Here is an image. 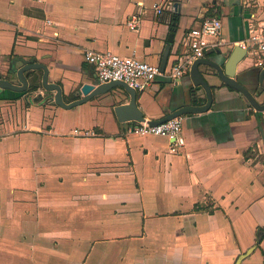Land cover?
I'll return each instance as SVG.
<instances>
[{
  "label": "crops",
  "instance_id": "1",
  "mask_svg": "<svg viewBox=\"0 0 264 264\" xmlns=\"http://www.w3.org/2000/svg\"><path fill=\"white\" fill-rule=\"evenodd\" d=\"M214 17L222 45L204 60L224 70L264 23V0H0V75L42 64L71 105L99 84L87 52L161 67L170 46L168 75L188 57L186 34ZM256 62L247 53L235 80L264 106ZM199 70L214 101L182 116L178 154L167 138L126 132L122 88L70 109L45 99L42 71L28 92L0 89V264H264V111L217 70ZM190 73L137 92L145 121L208 104Z\"/></svg>",
  "mask_w": 264,
  "mask_h": 264
},
{
  "label": "built area",
  "instance_id": "2",
  "mask_svg": "<svg viewBox=\"0 0 264 264\" xmlns=\"http://www.w3.org/2000/svg\"><path fill=\"white\" fill-rule=\"evenodd\" d=\"M153 11L159 17L163 14L164 7L155 5ZM141 24V16L134 15L127 25L130 30L137 32ZM221 32L222 22L216 17L205 19L200 26L191 29L186 34L183 44L188 51V57L184 61L175 63L168 75L159 66L140 61L135 57H121L112 52L89 51L85 54V58L86 62L96 70L100 85L120 82L140 92L160 77L167 76L175 84L182 81L195 62L205 59L208 53L221 47L222 42L217 40ZM241 47L256 59L257 66L264 67V23L250 28L248 38ZM126 132L139 136L167 138L170 141L171 154H178L185 145L182 117L158 125L150 121L128 122Z\"/></svg>",
  "mask_w": 264,
  "mask_h": 264
},
{
  "label": "water",
  "instance_id": "3",
  "mask_svg": "<svg viewBox=\"0 0 264 264\" xmlns=\"http://www.w3.org/2000/svg\"><path fill=\"white\" fill-rule=\"evenodd\" d=\"M172 40H173V36L170 37V41ZM170 51H171V47L169 46L166 49L165 56H164V59L161 65V69L163 72H165L166 65L168 63ZM246 55H247V51L243 49L241 46H237L234 49L232 55L229 57L227 63L225 64L224 70H222L218 65L210 63L204 59L195 62L191 69L190 76L196 86H202L206 90L207 96H208V104L205 107H199V108L189 107V108L179 110L178 112L173 113L171 116L163 120L152 122V123L158 125L166 121H169L171 119H174L176 117H182L183 115H186L188 113H203V112L208 111L211 108V106L213 105V101H214L212 88L210 87L208 82L205 80L203 74L199 70L200 67L205 64L217 70L220 79L224 81L231 88L244 94L246 98L250 101V103L258 111H264V106H260L258 104V102L253 97V94L250 93L246 88H244L241 84H239L235 80L236 75H237V67L239 63L245 59ZM18 63H20V65L18 66L13 65L11 74L17 76L19 84L18 85L13 84L9 80L3 79L0 75V89L12 90L15 92H28L31 89L30 84L32 83V81H35L36 79V75H35L36 72L42 71L43 76L39 80L41 82H39L38 84H40L44 88L46 93H48L45 99H51L55 101V103L59 105L60 107L64 109H70L77 105L84 104L90 100H93L95 97L109 93L116 88H122L130 96L131 101L127 106H119L116 109V113H117L119 121L120 122L145 121L143 114L141 113L137 105V96H138L137 91L133 90L126 84H123L120 82H113L110 84H102V85L86 84L81 89V93L84 95L85 98L77 102H74L71 105H67L63 100V94H62L61 87L55 84H51L49 82V71L46 66L42 64L34 63V62L19 61ZM260 85L262 86L260 90L263 91L264 90V69L262 70L261 75H260ZM42 97L43 96H38V99H41Z\"/></svg>",
  "mask_w": 264,
  "mask_h": 264
},
{
  "label": "rangeland",
  "instance_id": "4",
  "mask_svg": "<svg viewBox=\"0 0 264 264\" xmlns=\"http://www.w3.org/2000/svg\"><path fill=\"white\" fill-rule=\"evenodd\" d=\"M6 77L9 79V81H17V78L15 76L11 77L6 75Z\"/></svg>",
  "mask_w": 264,
  "mask_h": 264
},
{
  "label": "flooded vegetation",
  "instance_id": "5",
  "mask_svg": "<svg viewBox=\"0 0 264 264\" xmlns=\"http://www.w3.org/2000/svg\"><path fill=\"white\" fill-rule=\"evenodd\" d=\"M12 68V67H11ZM11 73V72H10Z\"/></svg>",
  "mask_w": 264,
  "mask_h": 264
}]
</instances>
